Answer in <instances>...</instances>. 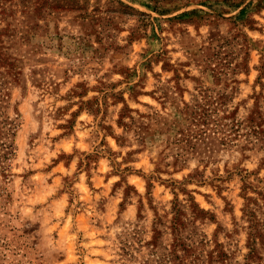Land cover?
<instances>
[{
  "label": "rangeland",
  "instance_id": "374dc122",
  "mask_svg": "<svg viewBox=\"0 0 264 264\" xmlns=\"http://www.w3.org/2000/svg\"><path fill=\"white\" fill-rule=\"evenodd\" d=\"M0 264H264V0H0Z\"/></svg>",
  "mask_w": 264,
  "mask_h": 264
}]
</instances>
